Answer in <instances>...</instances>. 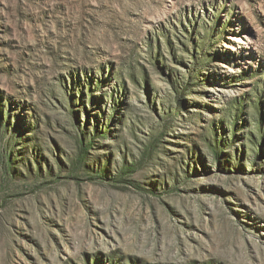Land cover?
I'll return each instance as SVG.
<instances>
[{
  "label": "rangeland",
  "instance_id": "1",
  "mask_svg": "<svg viewBox=\"0 0 264 264\" xmlns=\"http://www.w3.org/2000/svg\"><path fill=\"white\" fill-rule=\"evenodd\" d=\"M0 264H264V0H0Z\"/></svg>",
  "mask_w": 264,
  "mask_h": 264
}]
</instances>
